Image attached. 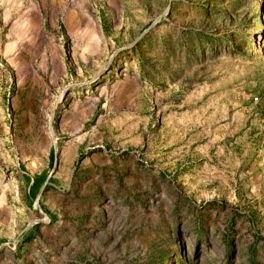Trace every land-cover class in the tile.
<instances>
[{"label":"rangeland","instance_id":"374dc122","mask_svg":"<svg viewBox=\"0 0 264 264\" xmlns=\"http://www.w3.org/2000/svg\"><path fill=\"white\" fill-rule=\"evenodd\" d=\"M0 264H264V0H0Z\"/></svg>","mask_w":264,"mask_h":264},{"label":"bare ground","instance_id":"6f19581e","mask_svg":"<svg viewBox=\"0 0 264 264\" xmlns=\"http://www.w3.org/2000/svg\"><path fill=\"white\" fill-rule=\"evenodd\" d=\"M26 20V19H25ZM23 19V21H21L16 27H17V34L18 36L22 35L23 33L26 32L27 29V21H25ZM28 20V19H27ZM29 24V23H28ZM16 44H14L13 46L8 47L7 52L8 54H10L11 52H13L16 49Z\"/></svg>","mask_w":264,"mask_h":264},{"label":"crops","instance_id":"0c3cea01","mask_svg":"<svg viewBox=\"0 0 264 264\" xmlns=\"http://www.w3.org/2000/svg\"><path fill=\"white\" fill-rule=\"evenodd\" d=\"M120 88L117 89V94L122 93L125 90V85H122Z\"/></svg>","mask_w":264,"mask_h":264}]
</instances>
